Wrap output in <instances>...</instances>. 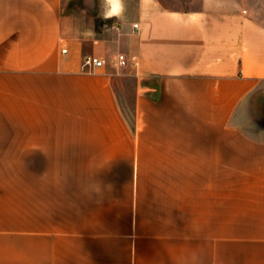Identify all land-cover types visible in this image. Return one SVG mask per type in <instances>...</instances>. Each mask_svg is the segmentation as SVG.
Here are the masks:
<instances>
[{
    "label": "crops",
    "instance_id": "0c3cea01",
    "mask_svg": "<svg viewBox=\"0 0 264 264\" xmlns=\"http://www.w3.org/2000/svg\"><path fill=\"white\" fill-rule=\"evenodd\" d=\"M61 3L0 0V264H264V0Z\"/></svg>",
    "mask_w": 264,
    "mask_h": 264
},
{
    "label": "rangeland",
    "instance_id": "374dc122",
    "mask_svg": "<svg viewBox=\"0 0 264 264\" xmlns=\"http://www.w3.org/2000/svg\"><path fill=\"white\" fill-rule=\"evenodd\" d=\"M61 11L75 19L81 27L101 29L106 22L100 15V0H94V6L91 7L85 0H62ZM123 106L125 115L131 120V103L128 102Z\"/></svg>",
    "mask_w": 264,
    "mask_h": 264
},
{
    "label": "clouds",
    "instance_id": "9594fccd",
    "mask_svg": "<svg viewBox=\"0 0 264 264\" xmlns=\"http://www.w3.org/2000/svg\"><path fill=\"white\" fill-rule=\"evenodd\" d=\"M89 6H94V0H85ZM124 0H100V15L103 19H111L113 17L120 19L124 13ZM107 30V29H106ZM86 193L93 197H97V203L101 202L103 198V189L99 183L93 184L90 188L86 189ZM197 264H202L199 256L196 257Z\"/></svg>",
    "mask_w": 264,
    "mask_h": 264
},
{
    "label": "built area",
    "instance_id": "2783aa9c",
    "mask_svg": "<svg viewBox=\"0 0 264 264\" xmlns=\"http://www.w3.org/2000/svg\"><path fill=\"white\" fill-rule=\"evenodd\" d=\"M137 25H135L136 27ZM65 51V49H62ZM105 63V59L96 57L94 55H85L82 60V66L87 67L88 69H92L93 67H100ZM111 63L115 66H123L126 64V57L124 54L119 53L117 54Z\"/></svg>",
    "mask_w": 264,
    "mask_h": 264
}]
</instances>
